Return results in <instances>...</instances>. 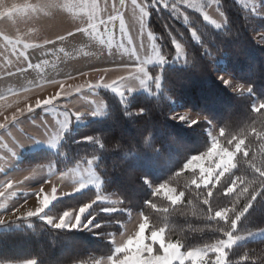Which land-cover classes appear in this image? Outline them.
Returning a JSON list of instances; mask_svg holds the SVG:
<instances>
[{"label":"trees","instance_id":"trees-1","mask_svg":"<svg viewBox=\"0 0 264 264\" xmlns=\"http://www.w3.org/2000/svg\"><path fill=\"white\" fill-rule=\"evenodd\" d=\"M154 2L145 0L147 27L160 54L172 59L173 44L179 42L185 48L184 63L149 67L151 94H126L121 101L101 90L99 94L106 105L103 118L72 126L64 133L55 153L40 148L24 154L20 162L23 167L54 162L57 170H64L97 157L95 169L101 178L100 192L115 194L119 202L93 203L81 220L82 224H88L83 229L52 228L40 216L2 223L1 264L26 261L96 264L114 255L111 236L121 233V224L126 222L128 213L147 217L149 227L145 235L163 228L165 241L178 243L183 250L226 238L223 231L230 229V225L217 220L215 211L231 207L245 183L258 178L257 169L264 168V107L253 109L254 99L264 105V46L254 37L255 32L264 31V18L254 16L234 0H217L226 25L216 30L205 24L197 12L173 8L171 2L166 8H153ZM190 31L195 33L196 42ZM214 72L227 74L238 84L249 87L250 93L228 91L215 79ZM158 76L160 90L153 93ZM174 105L202 115L219 133L223 128L226 135L219 134L217 142L235 153V167L225 173L215 188L209 185L213 192L208 198L211 219L209 205L203 203L208 189L203 186L197 189L191 183L198 179V169L194 172L183 167L192 156L204 155L210 148L207 125L175 121L171 117ZM240 140L244 143L236 152L235 145ZM233 180L236 181L233 193L225 195ZM163 183L174 188L176 194L185 192V196L173 205L162 194L153 195ZM95 197L96 192L87 189L59 198L42 216L58 217L92 202ZM149 202L155 207L149 206ZM246 202L241 198L237 207ZM108 208L116 211H104ZM261 227H264V190H258L233 235ZM226 254V264H264V239L238 246Z\"/></svg>","mask_w":264,"mask_h":264},{"label":"rangeland","instance_id":"rangeland-1","mask_svg":"<svg viewBox=\"0 0 264 264\" xmlns=\"http://www.w3.org/2000/svg\"><path fill=\"white\" fill-rule=\"evenodd\" d=\"M169 2L172 3L173 8L180 7L182 9L197 12L200 14L202 21L205 24L216 30H221L226 25L224 15L218 10L217 0H155L153 8H166L165 6ZM234 2L244 10L251 12L254 16L264 18V0H234ZM189 4L194 6L189 7ZM139 5L140 9L137 13V17L134 18L135 29L131 35L135 43H137L136 56L139 62V67L131 68V70L122 75L121 80L118 79V81L110 84L116 88L115 92L112 90V87H106V85L109 84H104V82L101 81L102 74L93 73L77 82H63L61 83V88L59 89L51 88L45 92L35 91L33 96H29L31 95L30 91L19 96H12L9 99H3L0 102V106H2L0 117H2V115H6V112L10 107L14 108V103H16L19 99H24L28 96L29 97L25 99V102H28L27 109H41L40 113H33L28 120L13 123L2 129L0 132V191L4 192V195L0 196V212H4V214L7 213L12 207L11 201L13 202L15 198L25 196L22 190V186H24V184L31 185L42 180L46 183L43 188V193H39L38 190L41 189L40 187L35 189L37 195L40 196V199H43L44 196H48L50 198L52 196V187L56 186L57 199L79 194L87 189H91L96 192L95 199L88 203L91 204V206L93 203L116 205L117 202H119V199L115 194H104L100 192L101 178L95 169L97 157H90L84 162L77 163L76 165L64 170H57L54 162L33 165V167L28 168V170H20V167L18 168L17 165H19L21 159L16 154V151H18L20 147L24 148L28 152L43 148L51 153H55L62 141L64 133L70 130L72 126H81L89 119H101L105 116L106 105L105 101L99 94L101 90L116 95L121 101L124 99L126 94H151L150 77L148 72L149 67H164L167 64L173 65V63L182 65L184 63L185 48L179 42H174L173 44L175 54L172 59H166L161 56L155 37L147 27L148 11L143 3V0H139ZM179 10L180 9L177 8L176 12ZM205 16H207V19H205ZM180 17L182 18V14H180ZM182 21L183 23L187 22L185 17H183ZM19 29L21 32H26L27 36L14 35L16 38L32 41L41 37L40 35H35V37L30 36L31 33L25 26H21ZM190 35L193 41L196 42L197 37L195 33L190 31ZM87 36H90V34H82V37L84 38L82 51L81 49H77V53H75L74 50H66L62 66L63 75L74 69V67L69 66V63H71L74 57L76 58V64L78 65L75 67L76 69L89 68L91 70L94 68L92 60L87 58L86 55H95L97 52L93 48L88 47ZM254 37L256 38L258 44L264 46V44L258 42L260 37H264V31L255 32ZM5 41L6 40L4 39V50H0V96H4V94H8L12 90H16L22 86H32V84L41 85L44 81H48L53 77L57 78V74L52 75L49 72L48 68L50 65L46 57H44V51L47 50L42 49L43 47L28 50L22 48V46H26V43L21 45L11 41L6 44ZM45 69H47V71ZM23 76H29V81L21 82L19 79ZM214 77L222 86L232 93H250L249 87L238 84L227 74L214 72ZM221 77L227 79L230 83L225 86ZM156 81L157 78L154 83L153 93H157L160 90V83L158 87ZM236 88L241 90H234ZM57 90L60 92L56 95L54 92ZM120 93H123V95L121 96ZM46 99H51L52 103L48 105L43 104V101ZM254 100L253 109H258L261 105L257 99ZM37 101H40L39 107H37ZM77 112L80 114L78 117L75 116ZM180 116H184L185 118L181 120L179 118ZM171 117L175 121L186 125H193L201 122L206 123V134L210 140V147L213 140L215 139L217 141L219 137V130L212 122L208 121L200 114L184 109L180 105L173 106ZM65 119H67L66 126ZM193 120H196L197 122L192 123ZM11 140L16 141L15 147L11 144ZM89 161H91V163H89ZM202 163H204L205 166H208L209 164H212V159L206 158ZM18 173H21L20 177L18 176ZM61 173H64L63 178H61ZM89 176L93 177L95 182L89 181ZM78 180H84L88 183L87 187L81 189L80 191H75L74 189L78 187V184L76 183ZM9 183L12 184L11 188L7 187V184ZM65 192L71 194L62 195V193ZM160 194L168 198L166 192L161 191ZM173 195L178 194L173 193ZM97 197L100 199H97ZM56 200L52 201V203ZM115 202L116 204H113ZM51 204H49L45 210L49 209ZM90 208L91 207H89L83 214L81 220L89 212ZM78 209L79 208H75L68 211L74 213L78 211ZM60 216H42V219L48 226L55 228L54 225L59 221ZM0 218L2 221L5 220L3 215H0ZM140 218L142 217L139 213H128L126 222L121 224L122 234H117L119 236L112 235L114 238L113 242L116 245L115 248L118 247L124 239H127V237L134 236L135 232L138 230L139 223L142 222ZM49 219L51 220V223L47 222ZM85 227H88V224H82L81 222V225L77 228L69 229L65 227L60 229L74 230L80 228L83 229ZM150 235H146V237H150ZM233 236L235 242L231 248L225 250L226 252L249 242L264 239V227ZM225 239H227V237ZM212 244L188 250L181 249V252L186 253L187 251L196 249L203 251L207 248L208 251L205 256V260L207 262H211V260L215 258V254L210 250V246ZM154 248H159L158 243L154 245ZM4 264H25V262ZM96 264H109V259H106L105 261L100 260ZM185 264H193V262L191 260H187Z\"/></svg>","mask_w":264,"mask_h":264},{"label":"crops","instance_id":"crops-1","mask_svg":"<svg viewBox=\"0 0 264 264\" xmlns=\"http://www.w3.org/2000/svg\"><path fill=\"white\" fill-rule=\"evenodd\" d=\"M143 3L147 9L145 0ZM139 9V0H0V50H4V39L6 44L11 41L21 45L26 43V46L24 45L22 48L28 50L43 47L42 49L47 50L44 51V57L51 67L48 68L49 72L52 75H58L57 78L53 77L41 85L32 84V86L19 87L20 90L19 88L12 90L8 94L0 96V102L3 99L30 91L31 95L29 96H33L35 91L45 92L51 88L59 89L63 82H77L93 73L102 74L101 81L104 84L110 85L118 79L121 80L122 75L131 68L139 67L136 56L137 43L131 36L135 29L134 18L137 17ZM21 26L28 28L30 36L40 35L41 37L32 41L16 38L14 35L27 36L26 32L20 31ZM84 33L90 34L86 37L88 38V47L97 52L95 55H86L92 60L94 68L91 70L89 68L76 69L75 67L78 65L74 57L69 63V66L74 69L63 75L62 66L66 50H74L75 53H77V49L82 51L84 41L82 34ZM45 70L47 71V69ZM29 79V76H23L19 80L27 82ZM59 92L57 90L54 94L57 95ZM26 98L19 99L16 103L13 101L15 107H10L6 115L0 117V124L5 125L0 128V132L13 123L28 120L33 113L41 112L40 108L29 112L28 102H25ZM1 108L2 106H0V112ZM11 144L15 147L16 141L11 140ZM30 152L20 147L16 154L22 159L24 154ZM20 162L17 165L20 170H28L33 167H23ZM18 176L20 177L21 173H18ZM45 185L43 180L31 185L24 184L22 190L25 196L11 201L12 207L7 213L0 212V215L5 217L3 222L26 218L24 216L27 211H35L40 207L35 189L37 187L43 189ZM43 212L36 216L42 217ZM121 234L122 230L119 235ZM113 239L112 236L111 241L115 250L116 245ZM106 259L109 258L102 260Z\"/></svg>","mask_w":264,"mask_h":264},{"label":"snow or ice","instance_id":"snow-or-ice-1","mask_svg":"<svg viewBox=\"0 0 264 264\" xmlns=\"http://www.w3.org/2000/svg\"><path fill=\"white\" fill-rule=\"evenodd\" d=\"M188 6L193 7L194 5L189 4ZM205 19H207V16H205ZM258 42L264 44V37H260ZM221 79L225 86L230 83L223 77H221ZM156 82L157 86L159 87V77H157ZM106 87H112V90L114 92L116 91V88L111 85H106ZM234 90L240 91L241 89L236 88ZM120 95L122 96L123 93H120ZM51 103V99H46L43 101V104L45 105ZM39 106L40 101H37V107ZM261 107H264V105H261ZM28 111L31 112L32 108H29ZM79 115L80 114L78 112L75 114V116L77 117ZM179 118L183 120L185 117L180 116ZM196 122V120L192 121V123ZM66 124L67 119H65V126ZM3 127H5V125L0 124V128ZM219 134L221 137L226 135L223 128L220 129ZM88 139L90 140L91 138ZM228 143L231 144L232 140H229ZM243 143V140H240L236 143V152H239L241 150V145ZM234 156V152L221 147L214 139L207 153H205L204 155L192 156L191 159H189L188 162L183 166L184 169H191L194 172L196 171V169L199 170L198 179L194 178L191 183L197 189H200L202 186L205 189H208L207 197L204 199L203 203L209 205L210 219L212 218V210L210 207L211 201L208 198L212 197L213 192L211 191V189H209V185L215 188L220 179L225 176V173H227L230 168L235 167V164L233 163ZM206 158L212 159V164L205 166L202 162ZM89 163H91V161H89ZM257 171L259 172V177L253 178L250 182L245 183V186L242 188L241 192L236 196L235 201L231 203V207H223L221 210L215 211V218L219 221H223L225 225H230V229H226L225 231H223V236L227 237V239L221 238L217 243H214L210 246L211 252L215 254V258L211 260L210 264H226L227 254L225 250L231 248L235 242L233 232L236 230L239 220L247 212L248 208L251 207V201H254L256 199L258 190H264V168L257 169ZM63 176L64 173H61V178H63ZM88 180L91 182H95L94 178L91 176L88 177ZM76 183L78 184V187L74 189L75 191H80L88 185V183H86L84 180H78L76 181ZM249 183L251 185L250 187ZM235 184L236 181L233 180V186L227 187L225 195L233 193ZM7 187L11 188L12 184H7ZM38 191L39 193H43V189H40ZM161 191L166 192L168 199L173 205L177 204V202L185 196V192L183 191H180L178 195H173L176 190L174 188L168 187L166 183L159 185L153 195H157ZM56 193L57 187L53 186L52 196L50 198L48 196H44L43 199H40V196L37 195V199H40V207L36 208L35 211H27L26 216L24 217H33L42 213L44 209L52 203V201L58 198ZM68 194L71 193H62V195ZM3 195L4 192L0 191V196ZM241 198H243V200L247 202L244 203L242 207H237ZM97 199L100 198L97 197ZM148 204L153 208L155 207V205L151 204V202H149ZM89 207H91V204H85L74 213L65 211L63 215L59 217V221L55 223L54 227L57 229L65 227L69 229L79 227L81 225V217ZM104 211L113 212L116 211V209L108 208L104 209ZM141 220L142 222L139 223L138 230L135 232L134 236L127 237V239H124L123 242L115 248L114 255L109 257V264H185L187 260H191L193 264H208V262L205 260V256L207 255L208 251L207 248L203 251L200 249H196L183 253L181 252V247L178 243L165 241L162 235L165 231L163 228H160L158 231H152L150 237H146L145 232L149 227L147 217L142 216ZM47 222L51 223V220L49 219L47 220ZM157 243L159 245V248L155 249L154 245ZM25 264H33V261H26Z\"/></svg>","mask_w":264,"mask_h":264},{"label":"built area","instance_id":"built-area-1","mask_svg":"<svg viewBox=\"0 0 264 264\" xmlns=\"http://www.w3.org/2000/svg\"><path fill=\"white\" fill-rule=\"evenodd\" d=\"M3 223V221L1 220V218H0V225Z\"/></svg>","mask_w":264,"mask_h":264}]
</instances>
